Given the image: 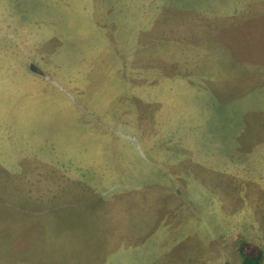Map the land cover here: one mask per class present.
<instances>
[{
  "label": "rangeland",
  "instance_id": "374dc122",
  "mask_svg": "<svg viewBox=\"0 0 264 264\" xmlns=\"http://www.w3.org/2000/svg\"><path fill=\"white\" fill-rule=\"evenodd\" d=\"M242 242L264 249V0H0V264Z\"/></svg>",
  "mask_w": 264,
  "mask_h": 264
},
{
  "label": "trees",
  "instance_id": "16d2710c",
  "mask_svg": "<svg viewBox=\"0 0 264 264\" xmlns=\"http://www.w3.org/2000/svg\"><path fill=\"white\" fill-rule=\"evenodd\" d=\"M251 245L248 242H242L239 246L243 264H263L264 249L259 246H254V251L252 252L248 250V246Z\"/></svg>",
  "mask_w": 264,
  "mask_h": 264
}]
</instances>
